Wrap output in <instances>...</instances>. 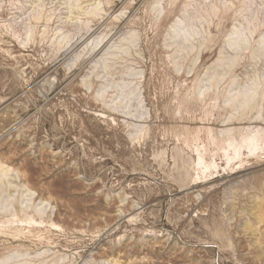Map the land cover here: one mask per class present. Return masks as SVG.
<instances>
[{
    "label": "rangeland",
    "instance_id": "rangeland-1",
    "mask_svg": "<svg viewBox=\"0 0 264 264\" xmlns=\"http://www.w3.org/2000/svg\"><path fill=\"white\" fill-rule=\"evenodd\" d=\"M249 135L264 0H0V264H264Z\"/></svg>",
    "mask_w": 264,
    "mask_h": 264
},
{
    "label": "bare ground",
    "instance_id": "bare-ground-1",
    "mask_svg": "<svg viewBox=\"0 0 264 264\" xmlns=\"http://www.w3.org/2000/svg\"><path fill=\"white\" fill-rule=\"evenodd\" d=\"M240 40H239V42H240ZM236 43H237V41H236ZM259 149H261V151H264V140L262 141L261 137H257V135L245 136V137H243L241 139V141L238 144L229 142L227 144L226 148L223 150L224 157H225V162H226V164L238 163V166H241L243 164L244 158L253 157L255 155L254 152L259 150ZM257 153H259V152H257ZM198 164L199 165H203L202 169L204 171L208 170L210 167H213V165H211V164L203 163L202 159L200 157L198 158ZM0 171L3 174H6L9 171V169L6 168V167H2L0 165ZM0 188H1V186H0ZM5 190L9 191V188L6 187ZM14 191H17V190H14ZM26 191H27V193L25 195L20 193V191H17V199H13L12 198L11 200H9V199L6 198L5 200H3V201H5V203H8V204H10L12 206V211L4 210V211L0 212V217H3L5 215H7V214L13 215V211H14L15 215L16 214L26 215L27 213L30 212V213L33 214L32 215L33 217L37 216L38 218H42L43 216H46L47 218H50L51 217V212H50V214H48V213L46 214V209H45L44 206L40 208V207H36L34 205V202H35L36 198H35L34 194L32 193V190L27 188ZM7 195H9V194H7ZM37 196H38V194L36 195V197ZM19 197L23 201L24 200H28V201L31 200L32 204L23 205L22 200L18 199ZM0 198H1V193H0ZM27 215H29V214H27ZM32 220H34V219H32Z\"/></svg>",
    "mask_w": 264,
    "mask_h": 264
}]
</instances>
